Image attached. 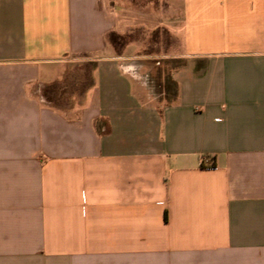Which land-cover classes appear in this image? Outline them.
Returning <instances> with one entry per match:
<instances>
[{
    "label": "crops",
    "instance_id": "obj_1",
    "mask_svg": "<svg viewBox=\"0 0 264 264\" xmlns=\"http://www.w3.org/2000/svg\"><path fill=\"white\" fill-rule=\"evenodd\" d=\"M134 1L0 0V264H264V0Z\"/></svg>",
    "mask_w": 264,
    "mask_h": 264
},
{
    "label": "rangeland",
    "instance_id": "obj_2",
    "mask_svg": "<svg viewBox=\"0 0 264 264\" xmlns=\"http://www.w3.org/2000/svg\"><path fill=\"white\" fill-rule=\"evenodd\" d=\"M173 0H135L134 2L145 6L148 5L149 9L164 8L163 5H170ZM115 38L116 48L123 47L126 43H138L142 47H145L148 52H152V59L146 60L147 69L150 72V76L153 78L159 74L158 71L165 75L172 70L173 62L170 58L163 57V51L171 50L173 47L178 46L177 40L173 41V36L165 28L161 27L156 30H143V29H132V31L126 34L113 33ZM119 41V42H118ZM153 79V80H154ZM89 84L88 69L85 66H77L76 69L69 73L68 78L57 86L49 87L43 90V92L54 102L65 103L66 98L72 95H80L82 91ZM162 89V88H161ZM154 90L160 93V88H154ZM163 90V89H162ZM165 95V94H164Z\"/></svg>",
    "mask_w": 264,
    "mask_h": 264
},
{
    "label": "trees",
    "instance_id": "obj_3",
    "mask_svg": "<svg viewBox=\"0 0 264 264\" xmlns=\"http://www.w3.org/2000/svg\"><path fill=\"white\" fill-rule=\"evenodd\" d=\"M109 41L113 44H115V38H113V33L109 34ZM119 42V41H118ZM116 46V45H115ZM169 62H173L174 64H177L179 66L183 65L185 63V60L183 59H172ZM161 73H159V79H151L153 81V86L156 88H160V92H164L166 97H173L176 95V86L175 83L172 82L170 77L165 76V84H163L160 80L161 78ZM163 90H162V89ZM46 95V94H45ZM47 96V95H46Z\"/></svg>",
    "mask_w": 264,
    "mask_h": 264
},
{
    "label": "built area",
    "instance_id": "obj_4",
    "mask_svg": "<svg viewBox=\"0 0 264 264\" xmlns=\"http://www.w3.org/2000/svg\"><path fill=\"white\" fill-rule=\"evenodd\" d=\"M146 77H147V81L150 83L149 75H147Z\"/></svg>",
    "mask_w": 264,
    "mask_h": 264
}]
</instances>
